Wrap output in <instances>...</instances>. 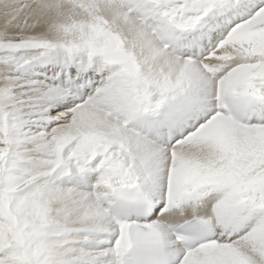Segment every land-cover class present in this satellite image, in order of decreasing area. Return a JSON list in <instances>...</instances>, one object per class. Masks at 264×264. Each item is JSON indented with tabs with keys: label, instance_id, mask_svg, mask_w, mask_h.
Returning <instances> with one entry per match:
<instances>
[{
	"label": "snow or ice",
	"instance_id": "1",
	"mask_svg": "<svg viewBox=\"0 0 264 264\" xmlns=\"http://www.w3.org/2000/svg\"><path fill=\"white\" fill-rule=\"evenodd\" d=\"M0 264H264V0H0Z\"/></svg>",
	"mask_w": 264,
	"mask_h": 264
}]
</instances>
